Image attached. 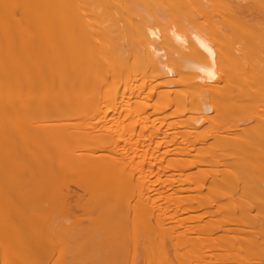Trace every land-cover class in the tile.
<instances>
[{"label":"bare ground","instance_id":"6f19581e","mask_svg":"<svg viewBox=\"0 0 264 264\" xmlns=\"http://www.w3.org/2000/svg\"><path fill=\"white\" fill-rule=\"evenodd\" d=\"M128 262L264 264V0H0V264Z\"/></svg>","mask_w":264,"mask_h":264},{"label":"rangeland","instance_id":"374dc122","mask_svg":"<svg viewBox=\"0 0 264 264\" xmlns=\"http://www.w3.org/2000/svg\"><path fill=\"white\" fill-rule=\"evenodd\" d=\"M123 105L126 106V104L123 103V104L121 105V107H124ZM126 118H127V119H126ZM133 120H134V119H133L132 116L122 117V119H121V121H120V126L122 127V125H123V126L125 125V126L128 128V127L131 125L130 122H134ZM128 125H129V126H128ZM126 127H125V128H126ZM126 131H127V130H126ZM126 133H127V132H126ZM144 134H145V133H144ZM142 135H143V134H141V136H142ZM139 136H140V134H139ZM139 136H138V137H139ZM141 136L138 138V141H137V142H135V140H136L135 138H132V139L129 140V139H128V135L125 136V137H127V139H126L127 141L125 140V142H127V143H125V144H128L129 147L132 145L130 148L128 147L129 150H128V149H125V151L127 152V153H126L127 155H130V154H129V153H130V149H131V155H132V153L134 152L135 149L138 150L139 147H141V146H145V145L147 144V142H146L147 140H146L145 138H143L144 135H143L142 137H141ZM129 138H130V137H129ZM151 138H152V137H151ZM151 138H149L148 140H150ZM133 139H134V140H133ZM139 139H140V140H139ZM132 140H133V142H131ZM143 140H144V142H143ZM151 140H152V139H151ZM128 141H130V142H128ZM129 143H131V145H129ZM132 143L134 144V146H133ZM126 147H127V146H125V148H126ZM147 147H148V146H146V149H147ZM134 148H135V149H134ZM133 149H134V150H133ZM127 150H128V151H127ZM136 150H135V151H136ZM146 166H147V164H145L144 166H142L143 169H142V167H141L140 174H141L142 176H146L145 174L148 173V171L146 172V170H148V169H147L148 166H147V167H146ZM144 167H146V169H145ZM145 172H146V173H145ZM147 176H148V175H147ZM143 178H144V177H143ZM142 244H143V243H142ZM144 245L146 246V243L143 244V246H144ZM145 246H144V247H145ZM142 248H143V247H142ZM143 250H144V248H143ZM56 252H57V251H56ZM54 253H55V250H54V251H48L46 254H47L48 257H51V256H54ZM47 256L45 255V257H47ZM128 264H130V262H128ZM138 264H141V262L138 263ZM142 264H143V263H142Z\"/></svg>","mask_w":264,"mask_h":264}]
</instances>
